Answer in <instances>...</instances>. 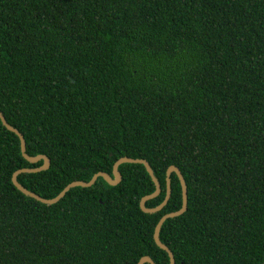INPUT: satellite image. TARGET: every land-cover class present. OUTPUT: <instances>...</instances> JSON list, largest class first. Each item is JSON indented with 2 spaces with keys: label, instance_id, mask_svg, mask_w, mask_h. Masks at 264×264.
<instances>
[{
  "label": "trees",
  "instance_id": "obj_1",
  "mask_svg": "<svg viewBox=\"0 0 264 264\" xmlns=\"http://www.w3.org/2000/svg\"><path fill=\"white\" fill-rule=\"evenodd\" d=\"M0 111L50 169L19 181L47 199L146 159L177 166L188 209L162 226L176 264H264V0H0ZM0 118V264H156L160 219L142 164L54 205L22 193L39 168ZM149 264V263H147Z\"/></svg>",
  "mask_w": 264,
  "mask_h": 264
},
{
  "label": "water",
  "instance_id": "obj_2",
  "mask_svg": "<svg viewBox=\"0 0 264 264\" xmlns=\"http://www.w3.org/2000/svg\"><path fill=\"white\" fill-rule=\"evenodd\" d=\"M0 118L2 119L3 124L10 131L16 133L21 138L22 152L28 161H30L31 163H34V164L39 163L41 161H44V165L39 167V168H24V169L17 171L13 177L14 184L25 195L32 197V198H34V199H36V200H38L44 204H47V205H54V204L59 203L62 199H64L67 196L69 191L73 188H76V187H83V188L92 187L93 185H95V183L97 182V180L99 178H103L104 181H106L111 186H117L122 181V174L119 170V167L122 164H142L145 166L147 172L149 173L150 177L152 178V180L156 186V190L152 194L146 195L142 198V200L140 201V207L144 213L155 214V213L160 212L168 204L170 197H171V176L173 173L177 174V176L180 180L181 186H182V197H183L182 207L180 210H178L176 212H172V213H168V214L164 215L160 219V221L157 223V225L155 227V231H154V240H155L156 244L161 249H163L164 251H166L168 253V255L170 257V264H176V259H175L174 253L171 251V249L168 246H166L161 241L160 233H161L162 226L167 219L178 217V216L184 214L188 209V186H187L186 180H185L182 172L180 171V169L177 166L172 165L168 168L167 173H166V181H167L166 197H165L164 201L156 207L150 208V207H147V205H146L149 200H152V199L158 197L162 192L161 184H160L159 180L157 179V177L155 176L153 168L151 167L150 163L146 159H140V158L134 159V158L127 157V156L121 157L120 159H118L115 162V164L113 166L112 174H109L106 172H98L88 182L74 181V182L70 183L66 187V189L60 195H58L56 198L47 199V198H44L43 196L29 190L28 188H26L19 181V177L21 174H24V173H38V172H42V171H46V170L50 169L52 166V161H51L50 157L47 155L31 156L28 153V144H27V140H26V137L24 136V134L19 129H17L16 127H14L12 124L9 123L6 116L1 111H0ZM147 263L156 264L153 261V259L149 256H145V257L141 258L138 264H147Z\"/></svg>",
  "mask_w": 264,
  "mask_h": 264
}]
</instances>
